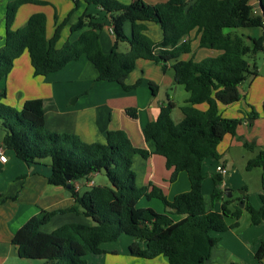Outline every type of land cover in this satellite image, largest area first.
I'll list each match as a JSON object with an SVG mask.
<instances>
[{"label":"trees","instance_id":"obj_1","mask_svg":"<svg viewBox=\"0 0 264 264\" xmlns=\"http://www.w3.org/2000/svg\"><path fill=\"white\" fill-rule=\"evenodd\" d=\"M72 1V11L55 24L50 38L46 36V17L42 13L31 15L22 28L11 29L21 5L41 4L40 1L15 0L6 5L0 82L24 53L35 77L58 72L84 57L95 69L97 81L113 82L130 92L141 80L131 86L125 80L135 69L137 60H148L163 72L171 69L173 83L183 86L188 93L180 107L183 119L177 124L173 122L172 101L160 107L155 120L142 128L144 139L155 145L153 152L134 147L123 130L107 131L104 143H86L74 134L47 130L42 99L27 100L17 110L3 103L5 93L0 92L4 147L27 165L49 159L48 184L69 185L74 200L67 209L41 211L28 219L15 232L11 244L21 259L40 260L42 264H86L87 254L101 255L102 244L117 242L126 235L133 239L128 246L132 257L152 260L162 256L168 264H205L219 235L238 226L242 213L238 203L244 205L252 225L264 222V195L259 196V209L245 202V196L228 199L222 189L224 177L218 173L212 175L210 203L220 202V212L207 209L202 192L204 161L210 158L218 162L220 142L227 135L236 137L241 124L240 119L223 118L219 106L238 102L239 85L248 77L257 76L253 58L264 47V0H260L259 15L253 14L252 0H167L151 10L117 0H83L100 7L109 17L114 44L108 53L103 52L99 40L103 24L89 14H83L69 27L70 35L80 32L79 36L57 46L80 0ZM145 22L159 25L162 32L159 42L145 35ZM126 23L131 28L129 37L124 32ZM240 28H260L263 35L245 37L247 45L241 36L225 32ZM191 33L195 34L199 49L216 51L218 55L200 61L179 59L191 53ZM121 43L128 45L125 53L119 51ZM170 62L173 63L169 68ZM156 89L150 82L153 96ZM203 104L206 108L200 110L197 106ZM125 112L130 118L137 117L134 108ZM256 117L257 113L252 111L250 118ZM239 141L245 148L250 147L244 140L239 138ZM151 155L164 159L166 169L171 171L170 182L184 172L189 190L168 200L149 184L137 187L133 158L146 160ZM254 168H264V151L247 162L246 170ZM100 173L109 186L92 184L83 191L75 190V182H91ZM143 198L160 200L165 211L158 213L138 207ZM68 212L83 215L92 221L91 225L65 224L50 233L41 231L55 214ZM169 214L183 217L174 221ZM255 258L259 261L264 258V244L256 251Z\"/></svg>","mask_w":264,"mask_h":264},{"label":"crops","instance_id":"obj_2","mask_svg":"<svg viewBox=\"0 0 264 264\" xmlns=\"http://www.w3.org/2000/svg\"><path fill=\"white\" fill-rule=\"evenodd\" d=\"M12 1L15 0H0V26L3 27L0 32V49L4 45L5 9L6 5ZM37 1H40L41 4L26 3L21 5L16 12L14 23L18 20L21 12L23 16L21 23L25 24L31 15L42 13L46 17V36L50 38L55 24L60 23L72 11L73 6H68V3L63 0ZM117 1L151 10L154 5L165 3L167 0ZM250 4L253 6V14L259 15L260 6L258 0H252ZM85 5L84 12L79 14L76 20H73L72 18L78 12L77 9L80 6L78 4L70 18L69 24L64 27L61 38L64 34L66 37L65 41L75 40L80 32L70 35L69 27L83 14H89L94 17L96 22L103 24L99 40L103 52L108 53L114 44L109 17L100 7L87 3ZM41 7L50 8L51 12L46 14L40 9ZM47 15H50L52 21V31L49 33V17ZM144 26L145 35L151 41L157 43L162 39V32L158 24L145 22ZM153 26H157L159 29ZM256 29L259 31L249 33L245 37L258 38L262 36L263 30L260 28ZM66 31H68V35H65ZM124 32L128 37L130 36L131 28L129 23L124 25ZM189 39L192 41L191 53L183 55L179 59L189 60L188 56H191L190 59L200 61L206 57L218 55L216 51L199 49L198 40L194 33L190 34ZM59 42L58 47L63 44H59ZM127 50L128 45L126 43L119 44L120 52L125 53ZM261 52L264 53V47ZM24 54L14 62L11 72L0 82V92L5 93L3 103L20 110L25 101L42 99L45 127L51 132L74 134L86 143H104L107 131L123 130L134 147L153 152L155 145L151 140L146 141L144 139L142 128L147 123L155 120L160 107L172 101L175 104L171 114L173 122L177 124L183 119V114L180 110L182 104L176 102L169 93L173 85L172 70L169 69L170 71L168 72H162L161 68L151 61L137 60L135 69L125 80L127 86L134 85L139 79L141 80L139 86L142 83H146L150 94L146 92V97H144V89L138 95L133 93L139 86L130 92H125L116 83L97 81L95 69L84 57L68 64L58 72L45 77H35L28 55L25 56ZM172 63L168 64L169 68ZM263 71L261 67H257V76H250L239 85L238 90L241 98L238 102L228 106H219V112L223 118H236L241 121L236 130V137L225 136L220 144L226 140L227 147L222 150L219 144L217 148L220 159L216 167L223 165L227 170L222 189L224 192L227 190L225 192L226 197L227 193H231V197H227L228 199L237 200L239 197L245 196L244 201L254 209L260 208L259 196L264 195V168H262L263 174L260 187L253 190V192L243 181L240 184H234V176L238 172V167L242 161L247 164L259 151H264ZM150 82L157 87L155 96L149 90ZM131 93L132 95H130ZM9 99H12L11 102H9ZM128 108L136 109L137 117L135 119L127 116L125 111ZM252 111L257 113L256 118H250ZM0 130V146H3L7 157L6 163H0V264H30L26 263L25 259L18 257L16 248L11 244V238L15 232L28 219L39 214V212L67 209L74 204V200L69 185L62 187L48 184L47 178L51 173V167L47 160L40 161L34 165H27L18 160L11 150L4 147V131L1 126ZM239 138L248 143L250 147L245 148ZM240 148L247 150L248 154H238ZM132 169L136 173L135 183L137 187L149 184L160 190L168 200H172L177 194L189 190V182L184 172H180L175 181L170 182L171 171L166 169L165 161L161 156L151 155L146 160L135 156ZM91 182L96 185L93 179ZM234 187L242 191L241 196L233 198L232 191ZM84 188L82 186L78 191H83ZM212 190L206 189L204 191L202 185L205 204L207 209L220 212V202L210 203ZM205 194L208 196L206 197ZM145 200L149 203L153 202L154 206L146 205L143 208H151L158 213L164 212L163 204L160 200L156 198ZM243 207L241 208L242 213L238 220V226L219 235V240L212 248L209 259L205 264H264V258L260 261L255 258L256 251L261 244H264V222L252 225L250 217L246 215L248 213L243 210ZM169 216L174 221H179L183 217L173 214H169ZM228 222L231 223V219ZM65 224L89 226L91 222L80 214L72 212L59 213L55 214L46 225L42 226L41 231L50 233Z\"/></svg>","mask_w":264,"mask_h":264},{"label":"rangeland","instance_id":"obj_3","mask_svg":"<svg viewBox=\"0 0 264 264\" xmlns=\"http://www.w3.org/2000/svg\"><path fill=\"white\" fill-rule=\"evenodd\" d=\"M57 1H59V0H57ZM63 1H66L68 3V6L74 7V4L72 3L71 0H63ZM79 4H80V6L77 9L78 12L75 13V15L73 16V18H72L73 20H76V18L79 16V14H81L85 10L84 8L86 7V5H85L84 1L80 0ZM40 9L43 10L46 14H49L51 12V9L47 8V7H41ZM47 16L49 17V20H48V33H49L52 31V28H51L52 21H51L50 15H47ZM22 18H23V16H22V12H21L18 20L13 24V26L11 28L12 30H15L19 27H22L25 24V23H21ZM153 27H157V26H153ZM2 29H3V27L0 26V32L2 31ZM157 29H159V28L157 27ZM254 31H259V30L256 28H249V29L248 28L247 29L240 28V29L225 30L226 33L227 32L235 33L236 35L241 36L243 39H245V35H247L249 33H254ZM65 35H68V31H66ZM151 36H153V34H151ZM65 38L66 37L63 34L59 44L60 43L62 44L63 41H65ZM245 43L247 45L249 44V42L246 39H245ZM24 55L26 56L27 54H24ZM188 58L190 59L191 56H188ZM253 60H254L255 64L257 65V67H261L264 70V53L263 52H259L258 54H256V56L253 58ZM170 70L168 69L166 72H168ZM262 75L264 76V71L262 72ZM143 89H144V91H143L144 97H146V92L149 93L146 83H144V84L142 83L133 93H137V95H138V93H140ZM169 93L176 100V102H178L180 104H183L186 101V99L188 98V93L184 90L183 86L177 85L174 83H173L172 89H170ZM130 95H132V93ZM11 100L12 99H9V102H11ZM5 104L7 105V103H5ZM198 108H200L201 110H205L206 106L200 105V106H198ZM221 109H224V108H221ZM220 145H221L220 148L222 150H224L227 147L226 140H224ZM242 153L248 154V151L240 148V152L238 151V154L241 155ZM47 161L50 163L49 159H47ZM241 161H242V159H241ZM217 164H218L217 161L210 159V158L206 159L203 163V166H202L203 169L202 170H203V174H204V180H203L204 191L206 189L212 190V188H213L212 175L216 173V165ZM262 174H263L262 168H254V169L249 170V171L246 170V163L242 161V163L238 167V172H236V174L234 176V182H235L234 184L237 185L243 181L245 184H247L249 186L251 192H253V190L260 187ZM92 179L96 183V185L109 186V182L107 181V179L105 178V176L102 173L94 176ZM236 188L237 187H234L233 191H232L233 198L241 196L242 191L239 190L238 188L237 189ZM205 196L207 197L208 195L205 194ZM153 201L158 202L156 200H153ZM146 205H150L151 207L154 206L153 202L149 203L145 199L140 200L138 203V207L143 208V206H146ZM163 211H165V209H163ZM246 215H248V214H246ZM89 221L92 223L91 220H89ZM228 221H229V219H228ZM132 241H133L132 238H130L126 235H122L117 242L102 244L100 246V248L104 251V253L101 255L87 254V256L85 257L86 264H167L166 258H164L162 256H159V257L152 259V260L139 259V258H135V257L130 256L129 252H128V246L131 244ZM24 261L26 263H30V264H33V263L42 264V261H40V260H26L25 259Z\"/></svg>","mask_w":264,"mask_h":264},{"label":"built area","instance_id":"obj_4","mask_svg":"<svg viewBox=\"0 0 264 264\" xmlns=\"http://www.w3.org/2000/svg\"><path fill=\"white\" fill-rule=\"evenodd\" d=\"M7 161V157L5 155V152L3 150V146H0V163H6ZM216 173H218L220 176L224 177L227 174V170L225 169V167L223 165H219L216 167ZM93 183L92 182H75L74 183V188L76 191L79 190V188L83 187H90Z\"/></svg>","mask_w":264,"mask_h":264},{"label":"water","instance_id":"obj_5","mask_svg":"<svg viewBox=\"0 0 264 264\" xmlns=\"http://www.w3.org/2000/svg\"><path fill=\"white\" fill-rule=\"evenodd\" d=\"M259 6H260V0H258ZM73 102V101H72ZM69 180V178H67ZM225 192H227V190H225ZM227 197H231V193H227ZM239 207L242 208L243 204L239 203Z\"/></svg>","mask_w":264,"mask_h":264}]
</instances>
